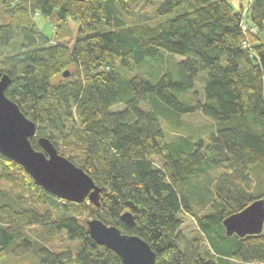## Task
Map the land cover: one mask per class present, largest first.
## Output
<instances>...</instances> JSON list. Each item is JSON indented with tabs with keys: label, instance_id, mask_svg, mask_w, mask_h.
<instances>
[{
	"label": "trees",
	"instance_id": "1",
	"mask_svg": "<svg viewBox=\"0 0 264 264\" xmlns=\"http://www.w3.org/2000/svg\"><path fill=\"white\" fill-rule=\"evenodd\" d=\"M132 1H3L11 23L0 26V49H13L17 38L22 40L2 63L0 73L12 78L6 95L36 122L34 148L41 151L39 137L50 139L102 195L100 207L88 199L82 204L61 200L0 154V184L22 175L34 200L23 207L21 201L6 199L0 188V264L16 252V245L23 254L35 252L42 264H123L91 238L88 220L82 223L64 210L81 208L125 234L141 237L155 251V264H228L230 258L264 263V233L229 237L223 224L263 199L264 190L249 195L232 183L229 191L219 186L216 194L208 191L203 206L209 201L210 211L197 217V223L212 252L202 251L199 241L186 243L176 235L183 225L180 216L193 214L183 188L201 173L226 166L246 189L252 186L251 174L264 177L262 37L253 47L244 46L245 15L232 0H160L157 15L166 20L156 27L125 22ZM39 15L56 18L60 26L79 23L81 37L71 46L62 44L56 31L47 39L35 24ZM246 20L264 33V0H253ZM166 54L183 60L160 73L156 82L125 76ZM67 70L71 75L64 78ZM202 73L208 78L200 97L195 88ZM190 92L196 102L181 99ZM196 113L213 121L209 139L186 131L168 142L161 120L182 130L181 117ZM59 143L66 152L77 148L81 164L62 154ZM126 212L135 218L133 228L122 221ZM31 227H40L45 239L65 232L70 242L80 244L77 255L34 244L26 236Z\"/></svg>",
	"mask_w": 264,
	"mask_h": 264
},
{
	"label": "rangeland",
	"instance_id": "2",
	"mask_svg": "<svg viewBox=\"0 0 264 264\" xmlns=\"http://www.w3.org/2000/svg\"><path fill=\"white\" fill-rule=\"evenodd\" d=\"M4 0H0V26L7 25L11 23V19L4 13L3 3ZM21 0H14V3L19 4ZM234 6L243 12L245 15L244 21V30L246 32V42L248 46L253 47V43L256 42L257 37H262V42L264 43V33L259 34V30L256 27H252L248 25V21L246 20L247 11L251 6L253 0H232ZM161 4L160 0H133L131 4V13L130 15H123L125 22L129 25H147L149 27H156L158 24L163 23L166 18L159 17L157 15V9ZM35 24L37 28L42 32V34L47 39H52L55 31L57 34L61 36V43L65 45H73L75 41L81 37L80 35V24L73 21H68L67 23L60 26L56 22V18L47 19L43 16L39 15L34 17ZM247 21V22H246ZM22 40L17 38L16 47L21 45ZM13 49L9 50H1L0 49V72L2 71V63L4 58L10 56L14 53ZM183 60V58L179 56H171L166 54L163 60H148L144 66L138 68L132 72H124L125 76L128 79H131L136 76L144 77L149 79L152 82H156L160 73L174 69L176 63ZM61 76L55 79L56 82L61 80ZM208 78L207 73H202L199 75L196 81V88L200 94V97L204 95V85ZM182 100H189L192 102H196L197 96H194L193 93L186 94V96L181 97ZM144 108V107H143ZM181 121L183 122V128L180 130L176 126L169 125L164 120H161L163 129L166 133V138L168 142H172L173 140L184 137L186 131L193 133L195 132L196 136L203 138L205 141L209 139L211 132L213 131V121L207 117H204L201 113H196L194 115H185L181 117ZM61 144L59 143V148ZM60 152L65 155L72 156L76 159L78 164H81V156L78 153L77 148L66 152L62 147ZM155 165L157 167L161 166V161L159 159H155ZM0 168V172H1ZM16 180L11 182H3L0 184V188L8 195L6 199H12V201H21V206L28 207L32 206L34 200L27 188L26 179L19 174H14ZM252 177V186L250 189H246L245 186L242 185L240 180H237L233 176V174L228 170L226 166H220L211 168L208 171L201 173L197 178H194L192 182L186 187L183 188L186 191L187 195L191 198L193 203V214L184 212L180 218L183 220V225L177 232L178 238L181 241H185L186 243H194L199 241V245L202 247V251L212 252L207 237L202 233L197 223V217H201L203 214L210 211L209 201L206 203L205 207L203 206V202L207 200L208 191L216 194L218 191L215 186H219L223 191H229L228 189L233 186L232 183H236L233 187L246 191L249 195L259 194L264 190V177L253 175ZM259 186V184H261ZM69 215L77 216L80 218L81 222H85L86 220L98 218L96 215L91 214L90 209L81 208V210L76 211V209H64ZM54 214V212H53ZM196 214V216H195ZM26 236L32 241L34 244L39 246H44L48 248L50 251L55 253H63V252H71L72 257H75L79 251L80 244L76 242H70L68 236L65 232L55 234L51 239H45L43 237V233L40 227H31L26 229ZM17 245L14 246L16 249L3 260L2 264H42L40 256H38L35 252H26L22 253L18 251ZM182 250H185V246H182ZM241 260V259H240ZM238 259L234 262L235 264H239ZM243 261V260H242ZM243 264V263H240ZM249 264H264L261 262H251Z\"/></svg>",
	"mask_w": 264,
	"mask_h": 264
},
{
	"label": "water",
	"instance_id": "3",
	"mask_svg": "<svg viewBox=\"0 0 264 264\" xmlns=\"http://www.w3.org/2000/svg\"><path fill=\"white\" fill-rule=\"evenodd\" d=\"M70 75L69 70L62 74L64 78ZM11 84L12 78L0 73V154L20 165L32 177L35 185L51 195L75 204H82L88 199L100 207L102 189L82 168L62 156L50 139L39 137L41 151L34 148L32 139L36 137L37 124L27 118L20 106L6 95ZM122 221L129 228L136 224L130 212L122 215ZM86 224L95 243L115 253L123 264L156 263L155 251L141 237L125 234L99 218L89 219ZM223 224L229 237L237 235L245 238L263 234L264 198L255 200L241 212L226 218Z\"/></svg>",
	"mask_w": 264,
	"mask_h": 264
},
{
	"label": "crops",
	"instance_id": "4",
	"mask_svg": "<svg viewBox=\"0 0 264 264\" xmlns=\"http://www.w3.org/2000/svg\"><path fill=\"white\" fill-rule=\"evenodd\" d=\"M263 231H264V229H263ZM263 233H264V232H263ZM227 260H228V258L225 259V261H227ZM235 260H236L235 258H230V259H229V262H228V261H227V262H228V264H235V262H234ZM237 262H238L239 264H240V263H243V264H249V263H251V262H253V261H251V262H246V261H244V260L242 261V260L238 259ZM216 263L219 264L218 261H216Z\"/></svg>",
	"mask_w": 264,
	"mask_h": 264
},
{
	"label": "built area",
	"instance_id": "5",
	"mask_svg": "<svg viewBox=\"0 0 264 264\" xmlns=\"http://www.w3.org/2000/svg\"><path fill=\"white\" fill-rule=\"evenodd\" d=\"M244 28H245V27H244ZM244 46H248V43H247V42H245V43H244ZM248 47H250V46H248Z\"/></svg>",
	"mask_w": 264,
	"mask_h": 264
}]
</instances>
